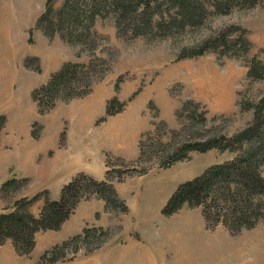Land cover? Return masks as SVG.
Segmentation results:
<instances>
[{"label":"rangeland","instance_id":"1","mask_svg":"<svg viewBox=\"0 0 264 264\" xmlns=\"http://www.w3.org/2000/svg\"><path fill=\"white\" fill-rule=\"evenodd\" d=\"M62 1L0 0V183L26 179L2 193L0 208L38 194L28 207L36 214L79 171L106 178L115 197L80 200L57 229L35 232L27 255L4 242L0 264H264V222L231 233L207 226L199 206L161 212L180 183L234 155L193 146L251 120L244 106L264 92V78L250 80L246 71L251 58L264 63V0H233L223 14L166 37L117 36L110 15L95 17L93 51L37 25L46 5ZM219 31L223 44L196 53ZM92 54L101 62L87 93L39 112L32 90L63 63ZM181 240L187 253L178 250Z\"/></svg>","mask_w":264,"mask_h":264},{"label":"trees","instance_id":"2","mask_svg":"<svg viewBox=\"0 0 264 264\" xmlns=\"http://www.w3.org/2000/svg\"><path fill=\"white\" fill-rule=\"evenodd\" d=\"M232 5L233 0H63L54 10L46 5L37 25L51 34L58 33L68 44L92 45L93 51L96 36L92 24L95 17L110 15L117 36L156 38L196 27L204 22L207 14H223ZM225 37L224 32H213L196 44L199 46L196 53L202 51V45L223 44ZM238 41V51L243 55L249 42L243 35ZM100 62L101 58L92 54L86 63H63L31 92V99L39 112L51 108L56 100L87 93L94 69H98ZM246 77L250 80L263 79L264 63L251 58ZM247 103L244 108L251 107L252 117L242 129L228 137L222 134L210 136L200 141L201 146H193L201 150L228 148L234 151V155L209 165L198 175L180 183L166 199L161 209L163 214H171L182 205L199 206L207 226L220 224L231 233L264 222V176L260 172L264 165V92L255 102ZM201 117L204 119L203 113ZM2 123L1 118L0 127ZM16 181L14 177L3 180L0 196L10 187L15 190L24 185L26 179L20 178V184ZM92 193L106 202L110 195L115 197L106 178L95 179L79 171L60 185L55 198L45 199L36 214L31 213L28 207L38 194L15 199L0 211V244L9 239L18 255H27L33 248L36 231L57 229L76 204Z\"/></svg>","mask_w":264,"mask_h":264},{"label":"bare ground","instance_id":"3","mask_svg":"<svg viewBox=\"0 0 264 264\" xmlns=\"http://www.w3.org/2000/svg\"><path fill=\"white\" fill-rule=\"evenodd\" d=\"M181 226V225H180ZM185 226V225H184ZM185 228V227H184ZM186 230V229H185ZM171 231V230H170ZM169 239V238H168ZM183 240H181V241H179V246H180V249H178V250H180L179 252H185V253H187L186 251H185V249L181 246L182 245V242ZM192 242H194V241H192ZM187 245V244H186ZM178 248V247H177ZM202 248V247H201ZM192 250V249H191ZM188 251V250H187ZM190 252V251H189ZM188 252V253H189ZM190 257V253L189 254H187V255H183L181 258H183L184 260H186V259H188Z\"/></svg>","mask_w":264,"mask_h":264},{"label":"crops","instance_id":"4","mask_svg":"<svg viewBox=\"0 0 264 264\" xmlns=\"http://www.w3.org/2000/svg\"><path fill=\"white\" fill-rule=\"evenodd\" d=\"M261 168H262V167H261ZM260 171H261V169H260ZM261 175H262V174H261ZM262 176H263V175H262ZM2 182H3V181H2ZM2 182H1V183H2ZM1 183H0V184H1ZM53 198H55V197H53ZM0 199L2 200V197H1V196H0ZM10 204H11V203H10ZM10 204H9V205H10ZM9 205H3V206L0 208V211H2V210L4 209V207H7V206H9ZM204 235H205V234H204ZM6 241H9V243L12 245V243H11V241H10L9 239H6L5 241H3V243L6 242ZM3 243H1V244H3ZM1 244H0V245H1ZM178 244H179V242H177V246H178ZM12 247H13V245H12ZM13 249H14V248H13ZM14 251H15V250H14ZM15 253H16V252H15ZM16 254H17V253H16Z\"/></svg>","mask_w":264,"mask_h":264}]
</instances>
